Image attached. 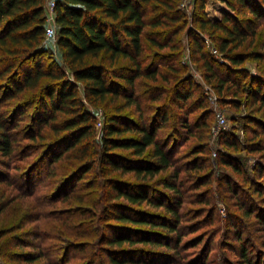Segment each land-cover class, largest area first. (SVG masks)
<instances>
[{
  "label": "trees",
  "instance_id": "trees-1",
  "mask_svg": "<svg viewBox=\"0 0 264 264\" xmlns=\"http://www.w3.org/2000/svg\"><path fill=\"white\" fill-rule=\"evenodd\" d=\"M223 1L212 20L197 0L192 27L182 0H57L56 57L47 0H0V264H210L220 234L264 264V66L244 67L264 63V0ZM184 32L219 103L247 110L215 158Z\"/></svg>",
  "mask_w": 264,
  "mask_h": 264
},
{
  "label": "rangeland",
  "instance_id": "rangeland-1",
  "mask_svg": "<svg viewBox=\"0 0 264 264\" xmlns=\"http://www.w3.org/2000/svg\"><path fill=\"white\" fill-rule=\"evenodd\" d=\"M196 2L197 0H182L181 3V9H184L187 13V17L189 20V26H193V18L194 13H197L196 11ZM230 12V9L227 7L226 3L223 0H205L204 2V14L209 17L212 20L221 19L223 13ZM195 25V29H196ZM205 41L208 45H211V41L209 37L206 35ZM49 47H51V51L54 56H59V48L57 47V38L53 40H47ZM182 42L185 46V56L183 57L184 63L188 64L190 67V70L194 73L196 80L201 83L202 88L205 91V94L208 98L209 105L213 111V115L211 116L213 121V128L214 132L211 137V149L213 152L214 158L216 157V151L218 147H220L219 143V135L222 131L231 132L234 131L238 136L242 137V139L247 140L249 136L247 135L246 127L244 122L241 121L239 118L241 115L246 113V108L241 109H235L231 105H222L218 101V97L216 93L204 82L201 72L198 69V66L191 60L190 57V48L188 44V37H186V32H184L182 36ZM213 53L218 55L216 50L213 49ZM264 66V63L259 64L257 60H249L244 64V67L248 70H250L253 74L261 75L263 74L261 67ZM91 108L92 113L95 115L98 122L104 123V113L105 110L102 106L100 107H94L89 106ZM218 115H222L225 118V123L222 124L218 118ZM238 119V120H236ZM99 131L101 129L98 128ZM99 137V136H98ZM246 157L250 159L249 164L256 163L255 156H250L247 154V152L243 153ZM14 173V172H13ZM53 190L52 187H46L42 193L51 192ZM37 195L33 198H30L28 201L25 202H15L14 206H11L8 211L5 214L6 221L5 225H11L13 221H16L17 218H19V215H23L26 211H29L31 207H34L33 201ZM219 212L224 220L226 218V207L224 202L220 199L219 195L216 196ZM37 224H28L27 229H33V227ZM257 235V234H255ZM254 235V236H255ZM233 236H231L232 238ZM257 237V236H256ZM228 240L226 237H222L220 234L214 242L213 251L211 252L209 259L210 264H235L238 260V256L232 252L231 250H227L224 246V242ZM233 241V239L229 240ZM256 243L259 244V248H261L264 251V244H262V238H260L258 241L256 240ZM255 243V245H256Z\"/></svg>",
  "mask_w": 264,
  "mask_h": 264
},
{
  "label": "built area",
  "instance_id": "built-area-1",
  "mask_svg": "<svg viewBox=\"0 0 264 264\" xmlns=\"http://www.w3.org/2000/svg\"><path fill=\"white\" fill-rule=\"evenodd\" d=\"M57 0H47V24H46V40H53L57 38V24H56V8ZM218 118L222 124H224L225 118L222 115H218ZM102 122L97 123V128H102Z\"/></svg>",
  "mask_w": 264,
  "mask_h": 264
}]
</instances>
